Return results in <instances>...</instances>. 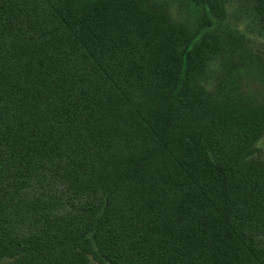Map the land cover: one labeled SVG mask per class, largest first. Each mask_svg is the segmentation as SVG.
<instances>
[{
	"label": "trees",
	"instance_id": "1",
	"mask_svg": "<svg viewBox=\"0 0 264 264\" xmlns=\"http://www.w3.org/2000/svg\"><path fill=\"white\" fill-rule=\"evenodd\" d=\"M172 1L0 0V261L264 264V59Z\"/></svg>",
	"mask_w": 264,
	"mask_h": 264
},
{
	"label": "rangeland",
	"instance_id": "2",
	"mask_svg": "<svg viewBox=\"0 0 264 264\" xmlns=\"http://www.w3.org/2000/svg\"><path fill=\"white\" fill-rule=\"evenodd\" d=\"M169 3V8L176 20L183 19V13L177 10V5L174 4L172 0H166ZM248 3L245 0H233L231 1L228 6V14L227 20L231 23L234 27L238 28V30L243 33L246 37L247 41V49L252 53L260 55L264 59V38L261 37L257 32L256 23L253 20V16L251 14L250 9L248 8ZM220 63V62H218ZM218 65V64H217ZM215 66L213 68V72L216 71L220 65ZM257 81L256 84H252L251 89L254 91H258V88L261 91H264V81L259 82ZM260 91V93H262ZM258 146L262 151V155L264 157V137L259 142ZM0 264H14L12 260H3L0 261ZM94 264V263H92Z\"/></svg>",
	"mask_w": 264,
	"mask_h": 264
}]
</instances>
